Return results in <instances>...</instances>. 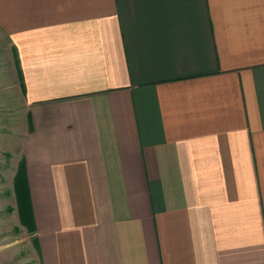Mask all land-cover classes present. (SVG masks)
Here are the masks:
<instances>
[{
  "label": "crops",
  "instance_id": "0c3cea01",
  "mask_svg": "<svg viewBox=\"0 0 264 264\" xmlns=\"http://www.w3.org/2000/svg\"><path fill=\"white\" fill-rule=\"evenodd\" d=\"M0 30L35 264H264V0H0Z\"/></svg>",
  "mask_w": 264,
  "mask_h": 264
},
{
  "label": "rangeland",
  "instance_id": "374dc122",
  "mask_svg": "<svg viewBox=\"0 0 264 264\" xmlns=\"http://www.w3.org/2000/svg\"><path fill=\"white\" fill-rule=\"evenodd\" d=\"M0 30V264H35V250L23 224L16 176L21 163L19 138L26 110L17 80V56Z\"/></svg>",
  "mask_w": 264,
  "mask_h": 264
},
{
  "label": "trees",
  "instance_id": "16d2710c",
  "mask_svg": "<svg viewBox=\"0 0 264 264\" xmlns=\"http://www.w3.org/2000/svg\"><path fill=\"white\" fill-rule=\"evenodd\" d=\"M23 176V167H22V164H21V166H20V170H19V172H18V174H17V176H16V183H15V185H16V190H18L19 192H21L22 191V177Z\"/></svg>",
  "mask_w": 264,
  "mask_h": 264
}]
</instances>
